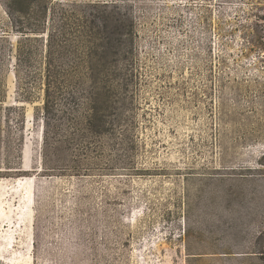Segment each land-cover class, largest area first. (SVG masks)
Masks as SVG:
<instances>
[{
  "label": "rangeland",
  "instance_id": "374dc122",
  "mask_svg": "<svg viewBox=\"0 0 264 264\" xmlns=\"http://www.w3.org/2000/svg\"><path fill=\"white\" fill-rule=\"evenodd\" d=\"M31 2L0 0V264H264V0ZM116 6L123 120L88 136L63 118L44 151L49 32L51 71L88 73Z\"/></svg>",
  "mask_w": 264,
  "mask_h": 264
},
{
  "label": "trees",
  "instance_id": "16d2710c",
  "mask_svg": "<svg viewBox=\"0 0 264 264\" xmlns=\"http://www.w3.org/2000/svg\"><path fill=\"white\" fill-rule=\"evenodd\" d=\"M23 1L25 0H12V3L20 5ZM33 1L38 2L37 5H41L42 9H45L43 13H46L45 0ZM29 2L32 3L31 0ZM15 10L21 12L19 9ZM98 20L100 23H104V26L101 29L96 24L95 38L102 42L98 43L93 36H89L87 46L90 56L88 55L89 58L84 62V66L90 72L77 77L61 76L51 71L53 67H56L50 54V49L55 42V34L49 32L43 105L44 151H49L50 147L54 145L51 139L60 142L61 128L57 121L63 118L73 124L77 132H82L85 135H100L105 131L113 133L117 130V123L123 120L122 113L130 97L132 81V75L128 72V53L131 48L128 42L130 36L132 38L134 22L127 9L121 6H116L113 17L101 15ZM85 22L88 29L95 28L93 19L87 18ZM30 31L40 33L44 29L36 27L31 28ZM62 42L64 41L62 40ZM109 55L118 56V58L112 60L108 58ZM67 92L70 97L64 98ZM64 99L71 105L69 111L58 107V103ZM67 100L69 101L67 102ZM107 108L115 110L116 119L115 123L109 121L111 126H107L105 112Z\"/></svg>",
  "mask_w": 264,
  "mask_h": 264
}]
</instances>
